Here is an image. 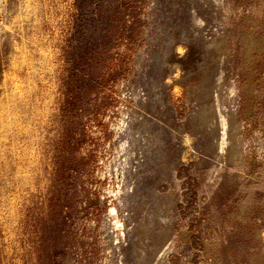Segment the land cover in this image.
<instances>
[{
	"label": "rangeland",
	"instance_id": "1",
	"mask_svg": "<svg viewBox=\"0 0 264 264\" xmlns=\"http://www.w3.org/2000/svg\"><path fill=\"white\" fill-rule=\"evenodd\" d=\"M0 264H264V0H0Z\"/></svg>",
	"mask_w": 264,
	"mask_h": 264
},
{
	"label": "bare ground",
	"instance_id": "2",
	"mask_svg": "<svg viewBox=\"0 0 264 264\" xmlns=\"http://www.w3.org/2000/svg\"><path fill=\"white\" fill-rule=\"evenodd\" d=\"M222 125H223V124H222ZM224 126H225V125H224ZM224 129H225V127L222 128V130H224ZM233 139H234V138H233ZM235 140H236V139H235Z\"/></svg>",
	"mask_w": 264,
	"mask_h": 264
}]
</instances>
